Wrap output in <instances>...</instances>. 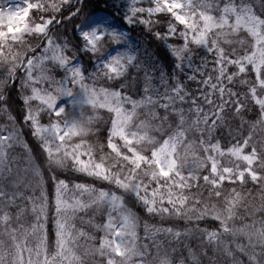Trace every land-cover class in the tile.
I'll return each instance as SVG.
<instances>
[{"label":"snow or ice","instance_id":"1","mask_svg":"<svg viewBox=\"0 0 264 264\" xmlns=\"http://www.w3.org/2000/svg\"><path fill=\"white\" fill-rule=\"evenodd\" d=\"M129 28H139L150 42H167L173 37L182 40L179 45H168L175 57L169 79L161 72L159 84L153 83L154 77L143 62L147 49L141 52ZM57 29L63 30L62 40ZM241 29L252 39L243 54H238L236 48L224 45H231L230 37ZM193 45L199 50L194 51ZM133 70L137 76L132 75ZM140 71L144 72L142 78ZM177 71L184 73V80L194 83L195 89L185 84ZM130 77L142 79L143 95L138 99L122 91ZM237 81L242 89H237ZM17 84L22 93L30 90L22 96L23 122L29 124L46 156L43 162L54 188L51 199L38 166H33L40 178L38 196L9 191L2 182V173L11 171L9 150L22 145L31 152L15 118L8 114L11 97L5 91L11 92ZM32 101H38L39 106L33 107ZM84 106L111 113L104 121V133L92 127L96 117L85 119ZM255 106L259 113L252 127L259 125L264 130V0H147V6L143 0L0 4V113L11 122L0 126V235L11 240V245L0 240V264H85L74 251L78 237L85 233L76 230L71 220L77 211L102 204L108 210L104 223L97 227L104 235L93 252L104 257L105 264H132L134 256L140 258L135 264H149L145 259L148 246L144 251L137 246V218L125 205L126 196L147 213L169 218L173 224L176 219L197 222L191 229L154 227V234L181 240L198 233L203 237L201 243L223 247L232 255L222 237L244 231L229 226L242 196L225 186L251 182L264 196V138L257 141L251 131L243 135V120L234 143L222 146L214 133L229 114L243 117ZM41 111L47 112L49 123L40 122ZM189 132H198V139L189 140ZM90 134L105 137V143L99 144V159L86 139ZM73 138L79 142L73 143ZM69 167L111 187L97 189L60 178L61 170ZM202 190L207 191V199ZM69 191L74 193L71 198ZM212 198L215 202H210ZM18 199L31 204L35 219L30 231H21L22 225L12 227L10 209ZM22 211L18 209L17 220ZM50 211L55 228L51 253ZM209 220L218 221L219 229L200 228L199 222ZM149 230L146 226V233ZM246 235L253 249L250 264H264V221ZM29 236L37 240L35 247L30 246ZM257 244L259 253L255 252ZM237 247L245 250L243 245ZM190 256L192 264H200L191 250ZM158 264L171 262L163 257ZM179 264H184L183 259Z\"/></svg>","mask_w":264,"mask_h":264},{"label":"trees","instance_id":"2","mask_svg":"<svg viewBox=\"0 0 264 264\" xmlns=\"http://www.w3.org/2000/svg\"><path fill=\"white\" fill-rule=\"evenodd\" d=\"M7 0H0V3H3ZM161 17H164L165 14H160ZM153 19H156L154 17ZM70 27V26H69ZM166 28V25H163ZM57 34L60 36L61 40L64 38V33L62 29H57ZM129 35L135 41L139 42V47L141 52L147 49V56L143 57V62L148 67V70H153L156 74L163 72L165 77L169 79V75L173 72L175 59L171 55L170 51L167 48V45H179L182 43L178 37H173L167 42L164 41H155L150 42V38L145 35L139 28H129ZM68 38L71 39V32L68 33ZM233 40L231 45H224L226 48H236L238 50V54H243L244 48L249 47L251 42L250 37L240 31L238 33L233 34L230 37ZM244 40L245 43L241 46L237 41ZM194 51H198L197 46H192ZM208 59H211L210 57ZM84 64L87 65V57L84 58ZM196 63H199V57H196ZM90 67V66H89ZM158 70V71H157ZM234 70V69H233ZM133 76H137L136 70L132 72ZM139 78H142L144 75L143 71L139 72ZM177 75L181 80H184V73L177 71ZM251 79V77H248ZM171 82V81H169ZM111 83V82H110ZM142 79H137L133 81L131 77L127 82V87L122 91H126L129 95H138L142 90ZM184 83L189 85L191 88L195 89L196 85L190 81L184 80ZM104 86H109L105 84ZM119 87L118 84L115 85ZM237 89H242L243 86L239 84V81L236 82ZM6 96H10L11 99L8 101V114L15 118L17 127L21 130L23 139L28 143L31 152H27L22 145H19V150H24L32 161L33 166H38L40 171L43 173V182L46 185L47 191L49 193V197L54 195V188L52 186L50 175L47 171L46 164L43 162L46 160V156L42 153V149H40V143L38 140L32 135V130L29 127V124H25L23 122V116L25 114V109L23 105V100L21 98V94L18 88V84L13 86L11 92L5 91ZM85 119L88 116L96 117L92 121V127L99 129V133L105 132L104 121L108 120L111 114L105 110L97 109L93 111L89 107L83 108ZM46 112L41 113L40 122L42 124L49 123L48 115ZM259 113V108L255 106L254 108H250L247 111V114L243 117H233L232 114H229L226 117L225 123L222 128L218 129L216 133H214L215 137L218 138L221 142L222 146H227L231 143L235 142V139L239 137L240 125L243 120V135H248L249 131L253 133L254 139L259 141L264 138V130L260 129V126L257 125L256 128L252 127V124L256 121ZM0 119L2 121L6 120L7 124L11 122L8 120L7 115L4 113H0ZM199 137L198 132H189L188 139L189 140H197ZM89 144L94 146V155L97 159L100 156L99 144L105 143V137L103 135L90 134L86 137ZM73 143H78L79 138H73ZM17 149H12V152H19ZM109 150L107 147L104 148V152L107 153ZM199 154L202 156L203 152L200 151ZM21 167V164H18ZM13 170V169H12ZM63 173L60 178H67L72 183L79 182L84 184H92L97 189L105 188L108 189L111 186L107 184V182L97 180L94 177H88L81 173L69 170H61ZM15 173L18 177L17 180L14 181L15 175H12L8 181L9 175ZM203 174V170H201ZM9 174V175H8ZM7 175V176H6ZM3 183L8 187L9 191H13L14 184L20 182L23 178L18 175L15 170L10 171L9 173L3 175ZM34 182L36 184V188H39L40 178L36 176L34 178ZM8 184V185H7ZM71 185V184H70ZM227 190H231L233 188L236 191L241 193V200L236 205L234 209V216L229 221V226L234 229H244V231H237L235 235L232 233L225 234L222 239L227 244V248L231 251L232 255H228V253L223 249V247L215 248L212 245L207 244V242L201 243L203 237H201L198 233L195 235L187 236L181 240L174 239L171 235L165 233H153L151 229L154 227H168L173 226L174 228H189L191 229L197 222L196 221H185L183 219H176L175 223H172V220L169 218L162 219L158 215H152L144 211L143 206L139 203H136L134 199H129L127 196L125 197V205L131 210V212L137 218V226H136V243L138 248L141 251H144V246L147 245V256L145 259L149 262V264H158L160 258L167 257L171 264H179L180 260L183 259L184 264H192L190 250L192 253H195L198 257L200 264H250L249 255L252 253L253 249L249 244V237L246 235L247 231L252 230L253 226L260 227V222L264 221V196H262L261 191L258 185H254L251 182L241 186L239 184H228L225 186ZM203 191V190H202ZM204 197L208 198L207 191H203ZM234 195V194H233ZM24 201L21 199L16 202L10 211L12 213V227H19L20 221L21 224L26 227L31 219L30 209H24L21 212L19 220H17L16 213L18 209H23L20 206V203ZM210 202H215V198H212ZM222 203V201H221ZM54 211V209L52 210ZM104 219V210L97 209L96 207H89L80 212H77L73 218V223H76L77 228L83 230L85 235L82 236L79 241V255L84 258L85 264H105V258L99 255L96 256V252H93L94 248H97L98 238L100 237V227L97 225H102ZM174 219V218H173ZM25 222V223H24ZM146 226L151 230L146 233ZM200 228L207 227L209 230L219 229V222L209 220L207 222L201 221L199 222ZM48 228V251L51 253L55 250V228L52 223V214L51 211L49 213V223L47 225ZM23 231V230H22ZM0 240H3L6 245H11V240L7 236H0ZM237 245H243L244 251H241ZM261 251V247L259 244L256 245L255 252L259 253ZM87 252V255L85 253Z\"/></svg>","mask_w":264,"mask_h":264},{"label":"rangeland","instance_id":"3","mask_svg":"<svg viewBox=\"0 0 264 264\" xmlns=\"http://www.w3.org/2000/svg\"><path fill=\"white\" fill-rule=\"evenodd\" d=\"M17 2H19V0H7V1H5V2H3V3H0V4H4V3H17ZM138 6H141V5H138ZM143 6H147V0H143ZM154 18V17H153ZM240 31H242V32H244V33H246L249 37H250V35L246 32V31H244L243 29H241ZM131 37V36H130ZM172 39V38H171ZM250 39H252L251 37H250ZM194 46V45H193ZM167 48H168V50L170 51V53H171V55L173 56V53H172V49L171 48H169L168 47V45H167ZM174 57V56H173ZM174 59H175V57H174ZM149 72H150V74H152L153 75V77H154V79H153V83L154 84H159V79H158V77H159V74H156L153 70H150L149 69ZM37 75L39 74L38 72L36 73ZM57 78H59V77H57ZM165 79H167L166 77H165ZM171 83V82H170ZM141 86H142V89H143V83H141ZM161 91H163V89H161ZM20 94H21V98H22V96L24 95V94H30V90H29V92H27V93H22V92H20ZM141 95H143V91L141 90L140 92H139V94L137 95H131V96H133L134 98H139ZM23 100V99H22ZM31 104H32V106L33 107H37V106H39V102L38 101H32L31 102ZM84 107H89V108H91L90 106H84ZM184 107L185 108H187L188 107V105H184ZM258 107V106H257ZM101 110H105V111H107L106 109H101ZM43 112H46V111H41V113H43ZM108 112V111H107ZM41 113H40V115H41ZM47 113V112H46ZM45 113V114H46ZM111 114V113H110ZM30 123V122H29ZM2 125H7V121L6 120H4V121H2V119H0V126H2ZM36 138V137H35ZM37 139V138H36ZM39 142V141H38ZM40 143V142H39ZM18 148V150H19V145H16V146H14L12 149H17ZM12 149H10L9 150V153H8V161H7V163H8V167L11 169V171H13V170H15V172L18 174V175H20L23 179L20 181V182H18V183H16V184H14V189H13V191H18V192H22L23 193V195L25 196V197H27V196H29V195H36V196H38L39 195V191H40V189L39 188H36V184H35V182H34V178L37 176L36 174H35V172L33 171V165H32V161L30 160V158H28V156H27V154H26V152L23 150H19L20 151V153L19 152H12L11 150ZM18 164H21V167L18 165ZM13 169V170H12ZM10 172V171H9ZM9 172H6V173H2V175H5V174H7V173H9ZM79 173V172H78ZM11 174V173H10ZM81 174H83V175H85V176H87L86 174H84V173H81ZM9 175V174H8ZM12 175H15V173H12L11 175H9L8 177H5V178H8V181H9V179H10V177L12 176ZM7 176V175H6ZM88 177H90V176H88ZM18 179V177L15 175V178H14V181L15 180H17ZM10 182V181H9ZM8 185V184H7ZM70 188H71V185H70ZM73 192L72 191H69V193H68V196H69V198H71L72 196H73ZM76 195H79L78 193H75ZM87 194H85V196L83 197V199H85V200H87ZM19 200H21V199H19ZM18 201V200H17ZM20 206L23 208V209H30V213L32 214V212H31V204L29 203V201H27L26 199H24V201H22L21 203H20ZM89 207H91V206H89ZM88 207V208H89ZM92 207H96L97 209H101V210H104V219H103V223H104V221H105V219H106V213H107V205L106 204H102V205H99V206H95V205H93ZM82 210H84V209H82ZM82 210H80V211H82ZM80 211H77V212H80ZM76 212V213H77ZM113 215H116V213L115 212H113ZM74 218V217H73ZM73 218H72V220H71V223L72 224H74L75 225V229L76 230H80L79 228H77V225H76V223H73ZM34 215L32 214L31 215V219H30V222H29V224L26 226V227H24V228H28L29 229V231H30V225L34 222ZM21 222L22 221H20V226L22 225V226H25V225H23V224H21ZM23 223V222H22ZM25 223V222H24ZM102 223V224H103ZM23 230V229H22ZM21 230V231H22ZM100 230V237L98 238V243H97V247L99 246V243H100V239H101V237L104 235V231L102 230V228H100L99 229ZM136 230V229H135ZM149 233H151V230L149 231ZM0 236H2V235H0ZM81 238H82V236H80V237H78V239H77V241L75 242V247H74V251H76V253L78 254L79 253V241L81 240ZM29 243H30V246H32V247H35V245H36V243H37V240L34 238V237H31V236H29ZM79 255V254H78ZM97 255H99L98 254V252H96V256ZM100 256V255H99ZM138 259H140L139 257H136V256H134V257H132V264H135V261L136 260H138Z\"/></svg>","mask_w":264,"mask_h":264}]
</instances>
